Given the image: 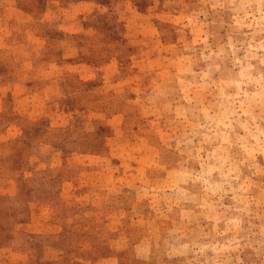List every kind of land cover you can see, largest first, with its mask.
<instances>
[{"label": "rangeland", "instance_id": "obj_1", "mask_svg": "<svg viewBox=\"0 0 264 264\" xmlns=\"http://www.w3.org/2000/svg\"><path fill=\"white\" fill-rule=\"evenodd\" d=\"M0 264H264V0H0Z\"/></svg>", "mask_w": 264, "mask_h": 264}]
</instances>
